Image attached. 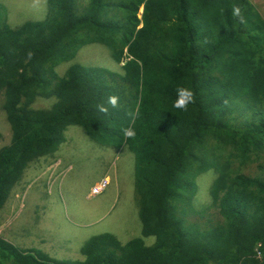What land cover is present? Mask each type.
Segmentation results:
<instances>
[{
	"label": "trees",
	"instance_id": "trees-1",
	"mask_svg": "<svg viewBox=\"0 0 264 264\" xmlns=\"http://www.w3.org/2000/svg\"><path fill=\"white\" fill-rule=\"evenodd\" d=\"M4 8L0 94L11 138L0 148V209L76 126L134 155L141 237L93 236L74 263L0 238V264H264V21L248 0H46L44 20L15 29ZM94 43L124 62L120 72L75 63L57 74ZM180 89L192 94L184 108ZM37 98L53 103L33 108ZM204 173L211 202L195 207Z\"/></svg>",
	"mask_w": 264,
	"mask_h": 264
},
{
	"label": "rangeland",
	"instance_id": "rangeland-1",
	"mask_svg": "<svg viewBox=\"0 0 264 264\" xmlns=\"http://www.w3.org/2000/svg\"><path fill=\"white\" fill-rule=\"evenodd\" d=\"M248 1L264 21V0ZM0 5L14 29L46 17V0H0ZM75 63L112 72H120L124 64L114 62L106 47L94 43L80 48L55 71L62 76ZM52 103V99L37 98L32 107L46 109ZM2 105L0 94V148L11 138ZM65 137L53 156L31 163L11 189L0 209V238L19 249L40 250L51 259L74 263L84 260L81 248L91 237L108 233L124 245L141 237V223L134 190V155L126 149L99 146L76 126H70ZM212 179L210 173L196 179L195 207L209 206L207 190ZM101 183L105 184L102 192L92 195L91 188ZM207 214L216 216V210L210 208ZM143 240L147 246L154 242L153 237Z\"/></svg>",
	"mask_w": 264,
	"mask_h": 264
},
{
	"label": "clouds",
	"instance_id": "clouds-1",
	"mask_svg": "<svg viewBox=\"0 0 264 264\" xmlns=\"http://www.w3.org/2000/svg\"><path fill=\"white\" fill-rule=\"evenodd\" d=\"M237 14L239 12V10H236ZM192 98V94L190 91L185 90V89H180L178 91V99L176 101V107L177 108H184L186 106V104L191 100ZM113 106H115L116 104V98L115 97H110V101H109ZM103 110V109H101ZM125 135L127 137H133L135 135V132L132 129H128L125 132Z\"/></svg>",
	"mask_w": 264,
	"mask_h": 264
},
{
	"label": "built area",
	"instance_id": "built-area-1",
	"mask_svg": "<svg viewBox=\"0 0 264 264\" xmlns=\"http://www.w3.org/2000/svg\"><path fill=\"white\" fill-rule=\"evenodd\" d=\"M104 187H105V184L104 183L96 184V185H94L91 188L90 192H91L92 195L96 196V195H98V194H100L102 192V190L104 189Z\"/></svg>",
	"mask_w": 264,
	"mask_h": 264
}]
</instances>
